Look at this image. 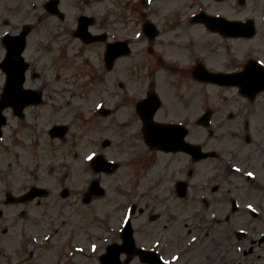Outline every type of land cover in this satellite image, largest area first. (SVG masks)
<instances>
[{"label": "flooded vegetation", "instance_id": "af4514ba", "mask_svg": "<svg viewBox=\"0 0 264 264\" xmlns=\"http://www.w3.org/2000/svg\"><path fill=\"white\" fill-rule=\"evenodd\" d=\"M26 1L22 15L26 23L10 30L17 35L29 29L28 48L35 51H27L26 42L24 87L39 92L42 101L25 107L21 114L3 110L2 151L36 148V108L60 113L64 123L52 121L46 131H40L48 141L46 150L54 151L55 144L57 149L93 154L108 150L113 159L126 155V178L132 188L128 195L135 196L139 186L141 203L136 208L148 220L133 236L142 246L154 247L159 264H264V97L249 100L232 87H219L203 78L205 72L242 70L243 52L227 51L225 59L221 54L213 59L209 51L195 52L191 45L189 51H174L173 39L166 41L172 50H164L165 35L174 38L180 27L179 0H57L55 14L53 0ZM223 4H230L233 15L214 6ZM182 12L188 14L190 27L199 13L254 23L264 17V0H189ZM162 16L159 23L157 18ZM80 17L90 18L87 31L97 40L77 36ZM148 22L157 24L155 37L147 29ZM4 60L5 51H0V96L7 80ZM211 88L227 94L213 96ZM149 113L160 131L171 129L161 139L172 142V149L147 143L144 119ZM57 125L67 126L65 133L51 137L49 130ZM29 179L14 184L12 192L0 184L1 263L44 264L45 254H50L60 264H76L75 260L99 264L109 244L121 243V236L111 231L113 239L101 248L98 232L89 233L81 225V234L77 232L81 244L74 240L75 234L50 244L62 229V236L66 234L64 208L52 210L53 205L63 200L78 210H89L90 205L95 210L100 195L88 194L99 177L80 176L78 192L60 186L67 192L55 193L54 204L50 191L27 200L33 187L29 184L42 180L36 175ZM153 200L156 204L150 203ZM10 212L11 223L4 227ZM158 220L156 238L147 243L152 236L146 238L145 227ZM8 230L18 236L10 253L2 245ZM228 248H233L229 258ZM119 260L120 264H149L129 253L119 255Z\"/></svg>", "mask_w": 264, "mask_h": 264}, {"label": "rangeland", "instance_id": "374dc122", "mask_svg": "<svg viewBox=\"0 0 264 264\" xmlns=\"http://www.w3.org/2000/svg\"><path fill=\"white\" fill-rule=\"evenodd\" d=\"M75 3L77 0H70ZM179 9H180V19L178 21V25L180 26L177 32V35H165L163 38L164 43H162V48L164 50H172L171 47L168 48L166 46V41L174 40L175 45L174 51H189L186 48V45L192 43L193 51L204 53V51H209V54L213 59L216 58V55L221 54L223 58H226L227 51H253V52H264V20H260L256 22V26L258 28L257 34L255 37L249 41H243L238 45L233 44L232 46H228L227 44L230 41L223 40L221 37L217 35L209 34L204 28L200 26H196L193 30L190 27L189 23L185 21L183 10H187L189 0H179ZM203 2V1H201ZM26 0L17 2L16 0H0V35L6 31L10 30V27L14 25H22L26 23V21L22 22V15L24 14V8L26 7ZM65 5H70V3L64 2ZM63 6V5H62ZM217 11H222L227 13V15H233L234 10L230 6V4L223 5H214ZM65 7V6H63ZM165 7V6H164ZM259 11L262 9L258 7ZM166 9V7H165ZM163 15L170 16L171 14L165 12ZM158 17V22L162 20L163 17ZM6 21V22H5ZM52 22L55 24H60L55 19H52ZM177 25L175 22L173 26ZM183 25V26H182ZM198 25V24H197ZM201 31L202 33H200ZM201 35V36H199ZM192 37L194 40L192 42ZM34 47V46H33ZM27 51H35L29 50L27 47ZM0 51H4L0 44ZM53 62H60L53 61ZM209 93L211 95H220L222 92H217L215 88L209 89ZM43 106V105H42ZM69 114V112H68ZM71 114H69V118ZM64 118L62 114L58 113L57 115L51 113L47 108L38 107L36 108V122L37 129L36 135H34L36 139V148L29 149L28 147L17 146L15 148L10 147L8 151L3 152L0 148V184L3 183L4 186L10 185V187L15 182L19 184L22 181H30L29 177L32 175H36L42 177V180H38V185L45 186L49 185V191L51 195L49 198L51 199V203L54 204L55 193L60 190V186H76L80 181V176H84L88 174L85 171H82L81 160L79 159V155L82 157L88 153L86 150L78 151L76 149H57L56 145L54 146V151L46 150V145L48 144L47 138L45 135H40V131H46L47 128L51 126L52 121L62 122L64 123ZM69 120V119H68ZM76 129V127H75ZM75 129H71L75 131ZM58 144L59 142H55ZM1 146V142H0ZM127 151V150H126ZM133 151V150H132ZM110 154V152H108ZM130 154V151H127ZM111 155V154H110ZM129 156V155H128ZM123 158L126 157L124 154ZM142 158V156H141ZM82 159V158H81ZM84 163V161H83ZM136 163V162H135ZM133 163L130 168L134 166ZM126 168V161H125ZM32 168V172L31 169ZM35 168V170L33 169ZM129 169V168H127ZM36 171V172H35ZM68 174L69 176H73V181L63 179L66 177L64 174ZM126 170L124 168H119L115 173L108 176H101V186L105 190V194L99 197L98 205L96 209L93 210V206L90 205L89 210L81 209L78 210L77 206H69L66 205V202L63 200H58L57 205H53L52 210H61V207L64 208V215L66 216V234L62 236L64 229H62L61 234L58 238L51 240L50 244L55 245L58 242V239L64 240L66 237L74 236L75 241L78 242V245L81 244L82 238L80 235H77V232L81 234L80 226L84 225L87 228V232H93L94 223L91 222L93 219L92 214H96V217L99 220L98 230L102 234V224L107 223L110 228L114 229L119 227L120 223L123 220V217L126 213V208L128 207V203H125V200H129L128 193L132 192V188H130L127 184L126 178ZM145 188V187H144ZM11 189V188H10ZM130 191V192H129ZM154 194V193H153ZM152 194V195H153ZM128 195V196H127ZM69 200V199H68ZM37 201H35V204ZM125 203V204H123ZM151 204H156V201L153 200L150 202ZM34 204V205H35ZM48 204V202H47ZM123 204V205H122ZM121 206V207H120ZM121 210H120V209ZM125 208V209H124ZM51 210V211H52ZM78 210V211H77ZM79 211L81 213H79ZM12 212L5 215V221L3 223L4 227H7L11 221ZM148 222L146 216L137 215L134 220V225L136 228L143 229V224ZM160 220L156 223H151V225H147L145 229L147 230L146 238L149 239L151 234V238L147 243H150L153 238H156V227H161ZM62 237V238H60ZM18 236L17 232L14 230H8L7 234L2 238V245L6 252L10 253L15 245L17 244ZM233 248H228V258ZM200 251V250H198ZM189 256L195 258L196 260H200V256L196 253H190ZM227 258V260H228ZM0 264H4L1 263ZM44 264H60L56 262L54 256L50 254H45L43 258ZM76 264H85L80 260L74 261ZM34 264V263H31ZM134 264V263H133Z\"/></svg>", "mask_w": 264, "mask_h": 264}, {"label": "water", "instance_id": "95a60500", "mask_svg": "<svg viewBox=\"0 0 264 264\" xmlns=\"http://www.w3.org/2000/svg\"><path fill=\"white\" fill-rule=\"evenodd\" d=\"M232 31L234 32V34H237V32L239 31V29L237 27H234V28H232ZM234 36H237V35H234Z\"/></svg>", "mask_w": 264, "mask_h": 264}, {"label": "snow or ice", "instance_id": "6c2138e0", "mask_svg": "<svg viewBox=\"0 0 264 264\" xmlns=\"http://www.w3.org/2000/svg\"><path fill=\"white\" fill-rule=\"evenodd\" d=\"M87 159H88V160H92L93 157H92V156H88ZM249 175H251V174L249 173Z\"/></svg>", "mask_w": 264, "mask_h": 264}]
</instances>
